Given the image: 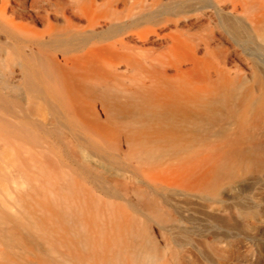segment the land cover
Listing matches in <instances>:
<instances>
[{"label":"bare ground","instance_id":"bare-ground-1","mask_svg":"<svg viewBox=\"0 0 264 264\" xmlns=\"http://www.w3.org/2000/svg\"><path fill=\"white\" fill-rule=\"evenodd\" d=\"M257 189L264 0H0V264H222Z\"/></svg>","mask_w":264,"mask_h":264},{"label":"rangeland","instance_id":"rangeland-1","mask_svg":"<svg viewBox=\"0 0 264 264\" xmlns=\"http://www.w3.org/2000/svg\"><path fill=\"white\" fill-rule=\"evenodd\" d=\"M256 202L255 208H257L260 212L264 211V202H261L260 199L263 196V192L260 190H256ZM264 229V222L258 225V228L253 232L254 235L258 238L259 231ZM250 250L252 252V263L251 264H264V245L255 244L251 249L244 242H239L234 248L233 254L229 256L222 264H247L245 262V256Z\"/></svg>","mask_w":264,"mask_h":264}]
</instances>
